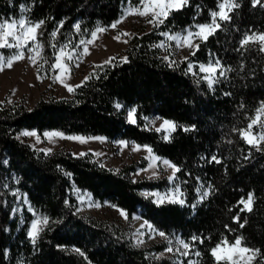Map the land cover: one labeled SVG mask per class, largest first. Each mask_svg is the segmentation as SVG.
<instances>
[{"label": "trees", "instance_id": "obj_1", "mask_svg": "<svg viewBox=\"0 0 264 264\" xmlns=\"http://www.w3.org/2000/svg\"><path fill=\"white\" fill-rule=\"evenodd\" d=\"M125 2L0 0V21L22 14L32 23L44 21L38 40L48 66L58 47L115 21ZM218 2L187 0L163 23L134 33L124 50L126 60L114 57L99 65L69 97L41 95L31 107L0 104V264H172L169 258L150 255L164 244L135 246L120 225L80 213L77 189L128 216L138 213L165 234L178 233L199 253L192 264H218L213 247L237 237L260 250L252 264H264V143L253 146L240 135L264 103V52L259 43H240L250 33L264 32V0L257 6L252 0H236L240 6L229 13L231 18L218 20L220 27L186 58L167 60L158 46L162 33L209 22ZM217 61L224 75L217 74L210 85L198 66ZM129 109L134 121L126 117ZM152 114L174 122L167 139L147 126L146 117ZM261 120L264 124V116ZM21 129L148 145L179 169L174 181L184 203L158 204L144 196L143 190L162 189L166 182L134 181L130 174L141 163L115 169L91 153L74 155L63 148L44 152L19 139ZM15 192L48 218L35 242L27 235L31 213L25 212L23 222L12 215ZM249 193L250 212L240 203Z\"/></svg>", "mask_w": 264, "mask_h": 264}, {"label": "rangeland", "instance_id": "obj_2", "mask_svg": "<svg viewBox=\"0 0 264 264\" xmlns=\"http://www.w3.org/2000/svg\"><path fill=\"white\" fill-rule=\"evenodd\" d=\"M220 2L221 0H219L218 4ZM130 5L134 9L141 8V10H143L142 6L140 5V0H126L123 6L122 14L115 21L121 18L124 11L128 9ZM214 11H219L218 5L217 9ZM20 19L26 20L25 15L22 14L19 17L12 18L7 21H19ZM150 19L151 16L142 17L139 15L130 14L121 23L117 24L115 28L111 27V25L115 21L106 26H97L105 28L106 31L98 33V38L95 39L92 44L87 45L88 54L86 55H83L85 45H82L81 41H87L91 39V33L95 31L97 27L94 28L89 33V35L79 38L75 43L63 44L62 46H69L68 48H65V52L71 51L73 55V59L67 62V66L70 69V72L66 77L62 73H60L59 69H55L52 67V65L55 63V55L53 61L48 66L45 64L44 59L39 58L38 63L34 65L29 61L28 56H35L36 54L29 52L27 49H24V59L16 60L11 67H5L2 71H0V104L3 105L11 104L14 102H23L26 106L31 107L41 95L69 97L72 91H69L68 88L64 86V84H68L69 86L74 88L77 85L81 84L85 80V77H89L90 75H92L97 67L101 64H104L105 61H110L114 57L124 58V50L126 49L131 36L142 29L148 30L156 25L155 23H149L148 21ZM218 20L219 18L217 17V23ZM2 21L5 20H1L0 22ZM211 22L212 17L209 22L196 23L184 28L183 30H178L169 34L186 35L188 31L196 33L199 31V29L196 27L197 25L211 24ZM121 33H130L131 35L124 36L120 35ZM251 34L252 33L248 35ZM117 36H120V38L115 39V37ZM189 39L191 40L193 47L184 46L183 43L178 46L175 40H168L167 37L164 36V40L160 42V45H162L163 55L165 59H171V61L181 60L190 55L196 48L197 43L201 41V39L198 36H193ZM29 46L35 47L34 44H30ZM60 47H58L56 53L58 52ZM19 51L20 50L16 48L4 47L0 48V55L8 58L13 56L14 54H19ZM40 56H42L41 52ZM209 64L216 66V62H208L203 65L207 67ZM190 68L192 69V66ZM221 71H224V69L219 63L217 71L212 74L213 81L217 77V74H220ZM203 74L204 78L206 75H208L205 72H203ZM57 75H60L64 79V83H61L55 79V76ZM38 76L40 77L39 79ZM126 117L129 121H134V114L132 109L127 110ZM253 119H257L258 122L253 126L252 133L258 137L262 132V120L261 117L257 118V113L254 115ZM165 120L171 121L174 124L172 120L162 118L159 115L155 114L146 117V124L152 129H161L160 131L163 132L165 137H167L173 129H170L167 125H164V127L161 128V125L164 124ZM250 122L251 121H249V123ZM244 129L246 130L247 127ZM26 132L35 133V135H24V133ZM52 132H60L64 135L63 137H49L46 135V133ZM17 137L25 142H28L32 147L44 152H52L56 149L63 148L70 151L74 155L91 153L94 159L98 160L102 165L110 168L119 169L122 166L128 165L130 163H141L143 165L138 166L136 170L130 174L131 178L134 181L142 179H157L165 180L166 182L162 189L143 190L142 194L144 196L151 197L154 202H156L158 198H165V202L171 200H175L176 202H179L180 200L184 201L183 193L180 190L178 184L174 181L175 174H173L171 168L165 166L161 162L162 160L168 159L158 156L157 154L152 152V150L150 153L147 150L150 148L148 145H143L124 139H108L102 135L87 136L80 134H68L55 129L45 130L42 133H38L35 130L31 129H21L17 133ZM67 137H83L86 142L81 143L79 140L68 139ZM97 137L103 139H96ZM121 141H124L125 143L121 144ZM137 146H139V150H135ZM152 157H159L160 160L153 159ZM150 165L152 166L150 167ZM169 177L173 178L169 179ZM74 193L77 197L78 210L80 213L90 215L98 219L108 220L120 225L124 229L127 238L132 242L133 245L141 248H149L156 244H164L165 247L161 251H154L150 253L153 258H169L172 260V264H181L183 260L194 262L195 257L197 256V252L194 251L193 245L184 240L178 233L173 232L171 234H165V236L162 237L158 234L162 231L158 230L154 225H152L138 213H134L131 216H128L127 213L120 207L115 206L108 201H98L86 191H80L77 189L74 191ZM247 198L248 196L243 200L246 201ZM97 205L99 206L97 207ZM26 211L31 213V219L28 222L27 228L28 235L32 221L34 219H37L38 217L43 218L45 216L39 212L34 211L33 208L28 204L24 195L16 193L12 208V215L14 217H18L19 220L23 222ZM121 211H123L125 215H121ZM237 238L231 243L227 241L226 244L222 243L226 240H222L213 248H216L218 244L221 245V248L218 249V255H230L231 259L226 260L230 264H245L244 258L250 256L251 253L238 254L237 250L235 249H232L230 251V247L232 245H235V241L237 240ZM29 239L33 241L32 238L29 237ZM181 240L189 244V249L185 250L183 248V246L179 243V241ZM169 247H171L173 251H166V249ZM238 247L250 248L243 245L242 243ZM185 251L188 252V255H183Z\"/></svg>", "mask_w": 264, "mask_h": 264}, {"label": "snow or ice", "instance_id": "obj_3", "mask_svg": "<svg viewBox=\"0 0 264 264\" xmlns=\"http://www.w3.org/2000/svg\"><path fill=\"white\" fill-rule=\"evenodd\" d=\"M187 3V0H140L141 8H132L131 5L128 9H126L121 16V18L117 21H115L111 27L115 28L117 24L121 23L128 15L135 14L142 17H149L151 16V19L148 21L149 23H155L157 26L164 22V20L171 14L174 10H179L185 4ZM253 6L261 5L262 0H252ZM240 5L236 2V0H221V2L218 4L219 11H213L211 12L212 22L211 24H201L197 25L196 27L199 29L198 32L193 33L192 31H188L186 35L181 34H169V33H162V35L166 36L168 40H175L177 42V45L180 46L181 43H183L184 46L187 47H193L190 37L198 36L201 40H207V38L214 34L217 28L220 27V25L217 23V17L221 21H227L231 17L229 16V13H231L235 8H238ZM44 23V21H39L35 24H33L31 21H27L25 19H20L19 21H11L8 22L7 20L0 22V48L8 47V48H16L19 51V54H14L11 57L5 58L2 55H0V71H2L5 67H11L12 64L16 60L24 59L23 50L27 49L29 52L35 53L36 55H30L28 56L29 61L36 65L38 63V58L43 59L42 56H40V52L42 51L43 45H41L38 42V36L40 35L38 33V29L41 27V25ZM77 30H79V26L77 25ZM106 31L105 28L97 27L95 31L91 33V39L87 41H81L82 45H85L83 55L88 54V44H92L95 39L98 38V33H102ZM52 37L55 38L57 35V32H53ZM120 35L124 36H130V33H121ZM120 36L115 37V39H119ZM241 46L245 47L249 43H259L260 45V51L264 52V33H252L251 35H246L241 40ZM30 44H34L35 47H30ZM162 46V45H158ZM53 48L56 47V45H52ZM68 45H64L59 48L58 52L55 54V63L52 65L53 68L59 69L60 73H62L65 77L67 74H69L70 69L67 66V62L71 61L73 59V55L71 51L65 52V48H68ZM196 47H199V45H196ZM126 60V58H124ZM109 61H105V63H108ZM219 66V62H216V66H213L212 64H209L207 67L203 64H201L200 71L207 73L208 75L205 76V79L208 80L209 84L211 85L214 81L212 80V74L217 71V67ZM191 67V65H190ZM220 75H224V72L221 71ZM40 77L38 76V79ZM55 79L58 80L61 83H64V79L57 75L55 76ZM89 79V77H85V80ZM66 88H68L69 91H73V88L69 86L68 84H64ZM76 87H79L77 85ZM257 118L264 116V103H261L260 107L256 110ZM250 123L247 126V129L240 130V135L243 139L246 140V142L250 145L257 146L261 143H264V124L261 125L262 132L257 137L255 134L252 133L253 126L257 124L258 120L253 119L249 117ZM164 125H167L170 129H173L176 127L171 121H164V124L161 125V128L164 127ZM161 129H157V131H160ZM24 135H35V133H24ZM47 136H60L63 137V133L60 132H52V133H46ZM68 139H75L79 140L81 143L86 142L83 137H67ZM168 137H165L167 139ZM96 139H103L100 137H97ZM121 144H124V141L120 142ZM147 147V146H145ZM135 150H139V146L136 147ZM151 153V149H147ZM259 150V148H257ZM83 155V154H81ZM153 159L160 160L159 157H152ZM215 159V157H213ZM165 166L172 169L173 174L175 172L179 171V169L173 165L168 160H162L161 161ZM152 165H150L151 167ZM173 177H169V179H172ZM203 196H207V193H204ZM165 202V198H158L156 203L162 204ZM168 202H176L175 200H171ZM181 204L184 203L183 200L179 201ZM252 202H253V194L249 193L247 200H241L240 203L244 205V208L247 211H252ZM99 205H97L98 207ZM121 215H125L123 211H121ZM48 223V218H37L32 221L31 228L28 232V236L32 238L33 242H35L37 236L39 235L40 231H42L43 226ZM244 225L242 224L241 227ZM151 227V226H149ZM160 236H165V233L159 232ZM195 240L196 237H193ZM179 243L183 246L185 250L189 249V244L185 243L184 241H179ZM222 243H227V241H223ZM242 243V238H237L235 241V245H232L230 247V251L232 249L237 250L238 254L243 253H251L250 256L245 257V264H252V261H254L257 257H261V252L259 249H250L246 247H238ZM221 248V245H217L216 248H213L212 255L216 257V260L219 264L220 260H227L231 259V256H221L218 255V249ZM76 251H79L78 249ZM166 251L171 252L173 249L171 247L167 248ZM82 255V253H81ZM183 255H188V252L185 251ZM196 255H199V253H196ZM189 264H192L190 261Z\"/></svg>", "mask_w": 264, "mask_h": 264}]
</instances>
